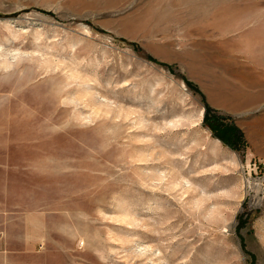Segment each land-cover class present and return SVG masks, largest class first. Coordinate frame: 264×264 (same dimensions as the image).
<instances>
[{"label":"rangeland","instance_id":"1","mask_svg":"<svg viewBox=\"0 0 264 264\" xmlns=\"http://www.w3.org/2000/svg\"><path fill=\"white\" fill-rule=\"evenodd\" d=\"M0 264H264V0H0Z\"/></svg>","mask_w":264,"mask_h":264},{"label":"trees","instance_id":"2","mask_svg":"<svg viewBox=\"0 0 264 264\" xmlns=\"http://www.w3.org/2000/svg\"><path fill=\"white\" fill-rule=\"evenodd\" d=\"M212 111L211 107L209 105L206 106V114L204 116V121L206 122L209 112ZM213 118V125L212 130L215 135L220 137L224 142L229 143L231 141H236L239 139V136H242V133L239 129H237L235 126H231L225 123L224 119H221L222 117L218 115H212ZM235 136V140H231L232 136ZM236 138H238L236 140Z\"/></svg>","mask_w":264,"mask_h":264}]
</instances>
